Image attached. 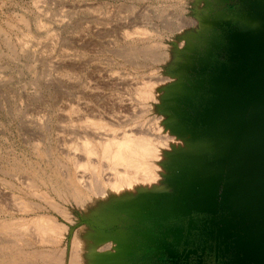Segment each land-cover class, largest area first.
I'll use <instances>...</instances> for the list:
<instances>
[{
	"label": "rangeland",
	"instance_id": "obj_1",
	"mask_svg": "<svg viewBox=\"0 0 264 264\" xmlns=\"http://www.w3.org/2000/svg\"><path fill=\"white\" fill-rule=\"evenodd\" d=\"M216 3L0 0V264H70L67 241L39 244L32 235L23 237L4 227L31 222L38 214H55L46 196L61 209L75 211L71 198L47 190L44 175L61 177L69 166L68 150L87 134L85 121L104 120L120 129L138 122L148 126L173 115L176 106L173 127L190 132L196 142L189 118L203 54L212 43L214 25L229 19L217 17ZM155 84L171 91L173 98L150 100L152 109L139 93ZM195 157L180 163L184 171L177 177L178 186L169 189L174 195H164L159 205L126 214L103 230L122 239L119 246L114 240L118 264H131L148 244V238L139 237V226L189 199L190 191L194 195ZM203 181L198 177L195 188ZM101 248L104 253L114 251L112 241Z\"/></svg>",
	"mask_w": 264,
	"mask_h": 264
},
{
	"label": "bare ground",
	"instance_id": "obj_2",
	"mask_svg": "<svg viewBox=\"0 0 264 264\" xmlns=\"http://www.w3.org/2000/svg\"><path fill=\"white\" fill-rule=\"evenodd\" d=\"M159 86L148 85L141 90V102L145 104L149 101L152 108L151 101L172 100L173 93L161 90ZM172 108L175 112L173 115L168 113L165 119L153 120L148 126L138 122L130 128L120 129L104 120L85 121L87 134L83 135L79 144L68 150L69 166L62 170L61 177L58 173L44 175L47 190L54 195L71 198L75 211L61 209L51 197L46 196L55 214H38L31 222L10 223L4 228L15 229L17 233H23L24 236L20 234L23 237L32 235L39 244L67 241L72 247L71 258L67 259L70 264H118L119 250L114 240L119 241V246L122 239L115 232L107 234L103 230L126 214L159 205L164 195H174L169 189L171 184L178 186L177 177L184 171L180 163L187 162L193 156L198 157L203 151L190 132L173 127L177 109L176 106ZM23 239L21 237L18 242ZM109 241L113 243V254L102 252L101 245Z\"/></svg>",
	"mask_w": 264,
	"mask_h": 264
},
{
	"label": "water",
	"instance_id": "obj_3",
	"mask_svg": "<svg viewBox=\"0 0 264 264\" xmlns=\"http://www.w3.org/2000/svg\"><path fill=\"white\" fill-rule=\"evenodd\" d=\"M261 7L262 25L256 33L246 25L232 37L234 52L245 54L244 66L225 89L227 98L217 106L219 117L201 120L207 141L200 142L212 154L208 170L199 176L205 179L201 188L192 183L193 194L199 191L197 204H189L196 210L202 200L213 212L224 209L229 216H245L244 235L234 246L244 264H264V3ZM191 160L192 166L196 159Z\"/></svg>",
	"mask_w": 264,
	"mask_h": 264
},
{
	"label": "flooded vegetation",
	"instance_id": "obj_4",
	"mask_svg": "<svg viewBox=\"0 0 264 264\" xmlns=\"http://www.w3.org/2000/svg\"><path fill=\"white\" fill-rule=\"evenodd\" d=\"M263 3L264 0H217V17L229 19L214 25L210 31L213 40L205 56L203 54L200 83L191 103L189 129L195 133L196 142L204 148L192 165V182L208 170L212 154L200 142L206 140L201 120L205 116L207 120L219 117L217 106L227 98L225 89L230 87L240 65L244 66L245 54L234 52L232 37L235 33L239 35L246 25L252 26L256 33L262 25L259 14ZM244 44L245 41L242 42L243 47ZM217 83L222 91H218ZM195 197L190 195L172 210L168 209L162 217L138 227L142 235L139 237L148 238V244L131 264H244L234 246L235 240H241L244 235L243 229L247 226L245 216H229L227 210L213 212L204 206L192 210L189 204L195 201Z\"/></svg>",
	"mask_w": 264,
	"mask_h": 264
}]
</instances>
